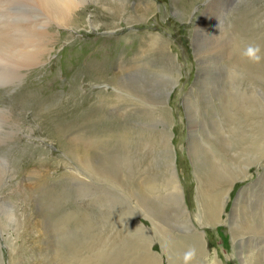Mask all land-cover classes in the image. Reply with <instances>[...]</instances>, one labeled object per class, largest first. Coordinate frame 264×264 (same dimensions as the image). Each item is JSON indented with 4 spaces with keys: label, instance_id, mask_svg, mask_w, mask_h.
Masks as SVG:
<instances>
[{
    "label": "rangeland",
    "instance_id": "374dc122",
    "mask_svg": "<svg viewBox=\"0 0 264 264\" xmlns=\"http://www.w3.org/2000/svg\"><path fill=\"white\" fill-rule=\"evenodd\" d=\"M111 1L77 2L72 12L81 20L77 27L55 23L52 13L38 0H0V250L3 264H57L63 259L67 244L74 240L77 248L83 243L82 232L86 230L91 231L92 238H102L103 244L106 243L102 247L105 248L103 250L108 260L112 255H125L120 248L131 249L129 255H134V251L137 253L141 250L140 240L137 239L140 234L134 225L140 224L145 232L154 228L149 213L143 207L123 201L125 194H132V190L123 181L114 180L108 191L88 185L81 186V179L88 180L86 175L71 163L61 140L50 135L46 129L47 119L54 115V118L59 115L63 122L74 123L77 128L87 108L94 111L97 108L98 116L94 120L100 125L83 134L79 130L68 132L66 139L74 141L78 133L88 137L108 134L109 128L119 130L120 126L136 131V134H157L160 139L167 130L170 161L166 160V149L163 153L157 144H143L138 148L129 146L130 153L142 159L144 175L157 183L159 195L164 197L169 192L164 184L168 165L172 163L182 184L186 210L191 221L186 224L193 228L194 223L204 233L207 254L202 256V264H243L245 254H256L259 247H264V242L259 240L249 242L260 236L264 226L259 228L256 225L259 226L261 221L250 220L252 227L244 228L240 236H234L229 216L232 217L235 210H240V205L244 207L249 204L253 207L257 203L264 204V158L259 164L250 163L245 174L234 179L227 187L220 220L202 226L195 218L199 211V176L190 147L191 140L197 138L210 147L213 156L215 153H223L220 143L212 139L207 141L206 135L211 136L215 120L219 119L221 126L224 123L220 104L225 92L231 94L230 98L235 93L240 95L245 106L253 108L264 117V84L244 73L236 62L224 57L222 49L214 48L216 42L212 32L213 27V31L218 27L221 30L225 28V31L238 13L251 18L252 24L264 26V0H200L185 16L181 15L182 8L174 5L172 0H119L118 3L124 5L122 10L125 9L119 13L111 5L114 0ZM139 4L149 7V15L134 12ZM90 16L97 20L98 26L91 27L85 23ZM229 34H225L224 38L227 39ZM157 40L166 42V50L178 67V81L173 89L167 74L159 66ZM33 55L36 57L29 59ZM128 59L131 60L129 66L122 64ZM95 63L110 67L109 75L116 76L136 90L137 100L131 103L123 101L122 106L113 101L110 95L113 96L115 89L107 78L97 81L85 74L88 67ZM74 81L78 91L73 93L71 87ZM25 93L33 94L36 103L51 93L56 94V98L46 105L22 106L18 103L19 99L31 96H25ZM162 96L164 106H159L157 101ZM208 104L214 110L208 108ZM59 110L64 111L61 113ZM214 113L218 116H213ZM114 116H117V120ZM259 120H262L261 117ZM117 121H120L119 125ZM98 152L100 149L96 148L89 156L96 157ZM245 157L239 158L238 162H232L228 157L220 163L224 164L227 172L229 169L240 168L241 160ZM123 172L127 174L128 170ZM77 175L80 179L75 181ZM39 183L52 191L55 189L53 193H56L59 200H63L58 208L59 215L88 216L91 222L87 224L80 220L75 223L50 216L46 206L32 199V192ZM242 195L245 196L244 202L242 200L239 205L235 204ZM165 199L159 200L160 205L169 208L171 204ZM179 229H176L179 234L188 232L184 224ZM93 233H96L95 236ZM148 239V249L160 255V263L169 264L168 256L162 252L160 240ZM126 240H129V245ZM86 241L90 240L86 238ZM246 244H249L248 251L244 249ZM242 250L246 251L244 255ZM129 258L128 264L132 263L134 257Z\"/></svg>",
    "mask_w": 264,
    "mask_h": 264
},
{
    "label": "bare ground",
    "instance_id": "6f19581e",
    "mask_svg": "<svg viewBox=\"0 0 264 264\" xmlns=\"http://www.w3.org/2000/svg\"><path fill=\"white\" fill-rule=\"evenodd\" d=\"M38 1L42 4V6L47 11L52 13L53 19L55 20V23H57L58 25L68 24L70 26L72 25H76L77 27L80 26L81 20H79L77 16L72 14L74 7L76 6V3L79 2L80 0H38ZM118 1L119 0H116V1L114 0V2L111 3L113 8H115L118 13L120 11H125V9L122 10L124 5L121 3L119 4ZM172 1L174 5H179L182 8L181 15L185 16L190 12V10H192L195 4L199 2L200 0H172ZM149 11H150L149 7L144 4L137 5L134 10L135 13L139 12L142 15L145 14V16L149 15ZM136 18H138V16H136ZM139 19H141V17H139ZM252 21L253 20H251V18L247 17L246 15L244 14L241 15L238 13L237 16L234 17L233 23L232 24L230 23L226 26L225 31H224L225 28L221 30L220 27L216 28L213 31L214 29L213 27L212 32L215 34L214 42H216V44H214L215 45L214 48L222 49L224 57L227 56L226 58L228 60L236 62L244 73L250 75V77L252 78L259 80L261 84L262 83L264 84V32H263L264 26L261 24H255V23L252 24ZM85 23L91 27L98 26L99 24V23L97 24V20L93 19L92 17ZM230 27L233 28L232 31L230 30L231 29ZM228 32H230L229 34L230 36H226L227 39H225L224 38L225 34H227ZM150 40L154 41L155 38H151ZM157 41H158L157 51H158V55L160 58L159 66L161 65V70L163 71L164 74L165 73L167 74L166 76L168 77V80L171 81V87L173 89V86L176 85L178 81L177 80L178 77L176 75L178 71V67L176 65V62L174 61L175 59H173L172 55L166 50L167 49L166 42L162 40L160 41L157 40ZM249 46L259 48L260 51L257 53V55L260 56L259 60L250 59L244 54L246 49ZM35 57L36 56L34 55L30 56L29 59H33ZM124 63L129 66L131 64V60L130 59L126 61L124 60L122 64ZM108 70H110V67L103 66L102 63L101 64L95 63L88 67V70L86 71L85 74L89 78L91 77L92 79L97 80V81H101L102 79L107 78L110 81V83L114 86V89H115V93H113V96L112 95L110 96L113 97V101H116L120 105H121V102L123 103V101L131 103L134 100H137L136 99L137 95L135 93L136 90H133V88L130 85L126 84L125 82L120 81L116 76H110ZM81 71H80V74H81ZM71 88L73 90V93L77 90L75 81H74V85ZM25 94H27L25 96H30V95L31 96L29 98L22 97L19 99L20 102L18 103L22 106H28V105L38 106L41 104L46 105L49 102H51V100H54L56 98V94L51 93L50 95L44 98L42 97L41 102L37 100L38 102L36 103V101H34L33 94L31 93H25ZM229 94L230 93L225 92L222 95V99L224 100L220 104V112L224 119V123L222 122L223 124L221 126L219 119L215 117L217 120H215L216 121L215 125H212L213 128L211 127V136L206 135L207 141L212 139L220 143L223 153L222 154L215 153V155L213 156L210 151L209 146L202 144L201 141L199 142V140H197V138H193L191 140L190 150H191V154L194 156V160L196 161L195 166L197 168V174L199 176V181H198L199 211L195 218L197 219L198 223L202 226L213 224L220 220L221 207H223L222 202L224 200V194L227 190V187L234 181V179L241 177L245 174L246 168L247 166L250 165V163L253 164L256 162L259 164L260 160L264 158V117H262L263 115H260L253 108H249L245 106L244 99L240 95H237L235 93L236 95L233 94V96H231L230 98L231 94L230 95ZM100 97L101 96H99V98ZM106 101L108 102V100ZM100 102H102V100ZM162 103H164L163 96L160 98V100L157 101V104L159 106H161ZM209 105L210 104H208V108L211 107V110H214V108H212V106L211 105L209 106ZM95 109L97 111V108ZM102 110L103 112H105L104 111L105 109H102ZM62 111L64 110H59V112L61 113ZM96 111H94V109H91V108L85 109L83 115L81 116V123L79 124L77 128L75 127L74 123H68V122L61 121L62 119L61 118L59 119V115L57 116L58 118H54L56 115H54L53 117L50 116V118L47 119L46 129L49 131L50 135H53V136L55 135L61 140L63 149L65 150L67 155L71 158V163L78 169V171L80 172L82 171L83 174L86 175V178L88 180L81 179L82 180L80 181L82 183L81 186L88 185L91 188L97 187L99 189H102L103 191L105 190L108 191L109 186H113L112 183L114 180L123 181L125 185L127 186V188L129 190L130 189L132 190L131 195L125 194L123 196V201L134 202L135 206L143 207L145 212L149 213V218L152 220L154 224V228L149 229L150 233L148 235L149 231L145 232L143 226L136 223L137 225L135 224L134 228L136 232H139L140 234L139 236L137 235V239L138 241L140 240L139 242L141 243L140 252L134 253L136 251L133 250L134 255H129V252L131 249L127 250V248L126 249L120 248V251L124 253L125 255H123L122 257H119L121 253L118 254V256L112 255V257H109L111 258L110 260L107 259V257L105 256V250H103L105 249L103 247H105L106 243L103 244V242L101 241L102 238L101 240L100 238H97V239L94 237L92 238L91 231L86 230L82 232L84 233V236L81 233L84 238V241H81L83 243H81V245L78 244L80 246L76 248L74 240H72L70 243L68 241L67 243L69 244H67L68 245L67 248L65 246L66 251L64 253L62 252L63 256L61 255L63 259L59 260V263L57 262L56 263L57 264H108L112 262L111 264H128L127 260L129 256H131V257H134V259L132 263H129V264H162L159 261L160 255L152 252L150 248L148 249V245L146 244L147 243L146 238L149 237L148 241H150L152 238L153 239L157 238L160 240L162 252L168 256L169 264H202L203 263L202 256H205L207 254V251H206L207 247L205 246L206 241L203 236L204 233L198 230L194 223H192L193 225L191 224L193 228H190V225L188 224L187 226L186 224V222L189 223L191 221L189 219V214L186 210L185 197H184V191L182 188V184L177 176V172L175 171V168L172 166V163L168 165L169 167L168 175H166V178H165L166 182L164 184L167 187V190L169 192H167V196L164 197V196L159 195V191L156 186L157 183L152 178L144 175V167L142 164V159L135 158L133 155L134 153L133 154L130 153L131 150L129 149V146H133V147L135 146L138 148L140 145L142 146L143 144L144 145L157 144L158 145L157 147L162 149L163 153H165V149H166L167 151L166 160L170 161L171 159L170 151L171 150H168V147H169L168 131L165 130L166 132L164 133V136L163 137L161 136V138L159 139L157 137V134H153V133L136 134L135 133L136 131L133 132L128 129H123V127L120 126L119 130H116L117 128L116 129L114 128V130L109 128L108 134L102 133V135H96V136H92L93 134H91L92 137H88L89 135L83 136L82 134L84 133V131H88L96 125H100L94 120L95 116L98 114ZM101 112L102 111H100V113ZM213 116H218V115L214 113ZM115 117L117 116H114V118ZM260 117L262 120H259ZM54 120H57V122L55 123ZM119 122H118V125H119ZM118 125L116 126L114 125V126L117 127ZM73 130H77V131L79 130L78 132L82 134L76 133L77 135L75 136V138L77 139H74V141L66 139L67 133L68 132L70 133ZM192 130L195 131L194 127L192 128ZM96 148L100 149V152H98L96 157L89 156L90 152L95 151ZM142 152L140 151V153ZM244 155L246 157L241 160L240 168L229 169L227 172H225L226 168L223 163H220V161L223 162V159L226 160L228 157H230V161L238 162L239 158H242ZM123 170H126V171L128 170V173L130 174L128 173L123 174L124 173ZM77 179H80V176L77 175L75 181H77ZM4 180L5 179H2V181ZM97 182H99V185H97ZM38 186H36L35 190H33L32 192V195H34L33 196L34 198L32 197V199L36 200L38 204L42 203L44 206H46L47 211H49L50 216L57 217V219L59 218L60 220H71L72 222L76 221L75 223H77V221L80 222V220H84L86 221V223L88 221L91 222L92 219L89 220L88 216L73 217L72 215L71 216L59 215L58 208L60 207L61 202L63 200L62 199L59 200L56 193H53L55 189H53L52 191L48 186L42 187L41 183H39ZM243 196L244 195H242L241 199L239 201L237 200L238 203H235V204L239 205L240 201H242L243 198L245 197ZM164 198H166L165 201L166 202L168 201V204H171L170 207L167 205L169 208H165L164 206L160 205L159 200L161 199V201H164ZM129 202L128 204H130ZM117 203H118V199H117ZM155 207L157 208L155 209ZM240 207H242L240 210L236 208L237 210L234 211L232 217L229 216V218L232 220L234 236H240V233L243 231L244 228L249 229V227H252L250 225V220L261 221V224L259 226L258 225L256 226L259 228H263L264 226V204L263 203L261 204L257 203L253 207H250L249 204L244 205V207L240 205ZM137 211L139 212V210ZM100 220H102L101 217H100ZM93 222L94 224L96 223V221H93ZM181 224L186 225V227L188 228L187 229L188 232H184V234H179L180 232L178 231H180L179 228ZM103 226L105 225H102V227ZM176 229H179V230L177 231ZM59 230H60V227H59ZM58 234L61 235L60 232ZM95 234L96 233H93L94 236ZM73 236L74 235H71V237ZM116 236L118 235L116 234ZM75 237H77L76 234H75ZM140 237H145V239L144 238L141 239ZM86 238L89 239L90 241H86ZM48 239H49V236H48ZM60 240L62 241L61 238ZM254 240H259L261 242H264V231H262L259 237H256V239L252 238V240L249 242L252 243ZM128 241L126 244H128ZM12 245H15V244H12ZM62 246L64 247V245ZM108 247L111 248V245L108 244ZM0 249H1V246H0ZM244 249H246L247 251L250 250L249 244H246V247ZM59 250L61 251V249ZM62 250H65V249H62ZM115 251L117 252L116 249ZM257 251L258 252L256 254L246 255L245 254L246 251L242 250V254L243 255L245 254L242 258L243 264H262L264 247L262 248L259 247ZM55 254H56V250H55ZM0 261H1L0 264L4 263L3 254L1 250H0ZM214 264H217V263L214 262Z\"/></svg>",
    "mask_w": 264,
    "mask_h": 264
},
{
    "label": "clouds",
    "instance_id": "9594fccd",
    "mask_svg": "<svg viewBox=\"0 0 264 264\" xmlns=\"http://www.w3.org/2000/svg\"><path fill=\"white\" fill-rule=\"evenodd\" d=\"M259 48L258 47H252V46H249L246 51H245V55L247 57H249L250 59H254V60H259L260 59V56L257 55V53L259 52Z\"/></svg>",
    "mask_w": 264,
    "mask_h": 264
}]
</instances>
